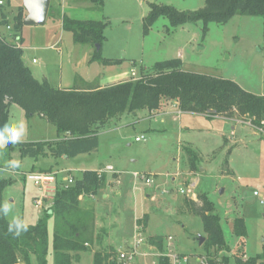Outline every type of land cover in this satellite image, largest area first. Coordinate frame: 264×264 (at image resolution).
I'll return each mask as SVG.
<instances>
[{
    "label": "rangeland",
    "instance_id": "rangeland-1",
    "mask_svg": "<svg viewBox=\"0 0 264 264\" xmlns=\"http://www.w3.org/2000/svg\"><path fill=\"white\" fill-rule=\"evenodd\" d=\"M59 2L51 0L44 26L23 25L19 34L23 38L25 66L37 81L46 79L54 89L58 85L76 86L81 83L79 76L91 81L92 86L97 82L111 83L129 78L132 70L137 80L156 63L179 59L185 71L230 80L248 93L264 95V32L260 17L237 15L224 24L210 23L205 31L200 22L173 27L167 17H160L145 33L143 20L151 4L193 12L203 8L205 0H104L99 20L107 24L104 41L101 45H78L56 20L61 12L57 7ZM17 6L22 7V0H9V5L0 11L8 9L16 16ZM9 25L12 28V21ZM6 32L11 34V31ZM59 38L62 40L57 46L59 50L50 49ZM7 41L13 43L12 38ZM97 47L102 60L117 63L104 66L92 62L95 52L99 51ZM174 117L129 125L135 123L136 118L125 113L121 116L120 125L124 124L121 130L99 132V146L93 154L77 160L56 161L57 166L53 167L72 171L75 179L80 178L83 167H88L83 163H91L89 167L97 170L110 167L118 176L115 181L111 174L104 173V187L96 196L84 201L94 216L93 238L102 229L95 230L98 224L108 234L106 242L115 249L132 244L140 237L143 240L138 248L141 254L132 264L156 261L152 256H142L147 254L150 237H161L165 251L170 249L189 258L203 255V245L199 246L197 241L199 237L206 238L203 223L186 208L185 201L206 195L220 219L228 248L218 251L214 262L237 264L236 257L247 261L261 256L264 253V206L253 192L258 189L264 194V136L254 135V130L245 122L231 123L218 117L193 114L181 115L179 120ZM18 123L25 127L18 143L57 140L50 123L38 116L26 119L18 107L11 106L4 127ZM136 136H144L145 141L136 143ZM223 137L227 139L226 145H223ZM191 153L197 158L194 163ZM11 162H18L19 167H12ZM32 163L31 159H21L17 149L10 151L6 146L0 149V178L11 182L3 191V205L11 208L5 214L9 222L18 217L31 226L42 215L33 204L38 192L32 183L19 174L10 173L11 170L5 171L11 166L18 169L16 172H28ZM38 164L52 166L53 159L39 158ZM133 174H137L138 179H134ZM142 177L152 183L146 185ZM144 215L147 216L146 229L137 233L135 222ZM236 219L244 222L243 238L233 234ZM48 235L51 249L47 264H54L52 219L48 223ZM92 261V252H88L73 264H92ZM31 264H36L35 259ZM257 264H264V257Z\"/></svg>",
    "mask_w": 264,
    "mask_h": 264
},
{
    "label": "trees",
    "instance_id": "trees-1",
    "mask_svg": "<svg viewBox=\"0 0 264 264\" xmlns=\"http://www.w3.org/2000/svg\"><path fill=\"white\" fill-rule=\"evenodd\" d=\"M91 2L97 10L104 5V0ZM17 12L12 19L13 43L0 36V130L8 122L11 106H16L26 119L38 116L50 123L57 135L55 141L8 144V150L17 149L21 159H74L95 152L99 146V132L106 129L113 119L125 113L157 112L163 104L172 101L177 103L181 112L246 121L264 136V95L248 93L230 80L185 71L179 59L156 63L151 70L142 72L137 80L105 88L87 86L85 90H60L52 88L46 80L37 81L24 64L23 50L15 45V42H20L23 7H19ZM237 15L260 17L264 32V0H205L204 7L193 12H179L171 7L151 4L143 20V28L146 33L160 17H167L173 27L200 22L205 31L208 24H224ZM5 25L8 22L3 18L0 26ZM61 27L72 35L74 44L101 45L107 24L77 21L64 16ZM91 61L104 66L117 63L102 60L100 50L95 52ZM190 156L194 163L197 158L192 153ZM37 171L51 173L53 169ZM104 181V175L99 177L96 171H83L72 185L58 187L52 206L42 212L36 224L28 225L26 232L16 236L13 234L17 231L15 223L6 220L2 207L3 191L11 182L0 179V264H31L32 257L36 264H47L48 223L51 219L53 263L72 264L78 260V255L87 252L94 241L91 233L93 213L81 209L80 199L96 196L104 187ZM185 206L202 220L206 234L204 254L214 259L218 251H227L220 219L206 195L198 196L196 201L186 200ZM146 225L145 215L136 221V226L142 231ZM233 234L239 238L245 236L242 219L234 221ZM148 244L159 252L164 251L161 237H150ZM115 256L113 249L97 251L93 254V264H116ZM263 257L264 253L245 262L236 257V262L257 264ZM214 261L210 264H220ZM159 264L163 263L159 261ZM164 264H167L166 260Z\"/></svg>",
    "mask_w": 264,
    "mask_h": 264
},
{
    "label": "crops",
    "instance_id": "crops-1",
    "mask_svg": "<svg viewBox=\"0 0 264 264\" xmlns=\"http://www.w3.org/2000/svg\"><path fill=\"white\" fill-rule=\"evenodd\" d=\"M60 2H59V4H57V7H59V9H60V14L62 13V16H60V14H59V16L58 17H56V20H58L57 22L60 24V27H61V19H62V17H67V18H69V19H72V20H77V21H99L101 18H100V14L102 13V9L101 10H97V9H95L94 8V6H93V4H92V2H91V0H59ZM9 2V1H8ZM50 3H51V0H50ZM9 5V3L6 5V6H8ZM5 6V7H6ZM104 6V5H103ZM20 6H17V10H18V8H19ZM49 9H50V6H49ZM8 9H5V12H3L2 11V9H1V11H0V22L2 21V19L4 18L7 22H8V25L11 23V21H12V19L15 17L14 15H13V13L11 12H9V11H7ZM48 12H49V10H48ZM26 14V13H25ZM97 14V15H96ZM15 15H17V14H15ZM47 18H48V15H47ZM47 20V19H46ZM52 20H54V19H52ZM54 23V22H53ZM46 24V23H45ZM8 25H5V26H0V36L1 37H5L6 38V40H7V38H12L11 37V34H7L8 32H6L7 30H6V26H8ZM10 26V25H9ZM62 28V27H61ZM19 37H20V42H18V46L23 50V47H22V40H23V38H22V34H21V36L19 35ZM72 37V36H71ZM60 43H62V40L59 38V39H57L53 44H52V46H50L49 48L50 49H58V45L60 44ZM20 44V45H19ZM59 50V49H58ZM25 55V54H24ZM25 57H26V55H25ZM35 62V60L33 59L32 60V62ZM103 69H106L105 67H103ZM133 71V70H132ZM131 71V72H132ZM78 76V75H77ZM79 81H81V83H79V84H76V86H74V87H60V85H58L55 89H60V90H69V89H72V88H75V89H79V90H85V89H87L88 87L87 86H92V85H89V82H91V81H87L86 79H84V78H82V77H80L79 76ZM44 80H46V79H44ZM131 80V75H130V77L129 78H125V79H123V80H117V81H111V83H96L95 85H93L92 87L93 88H105V87H109V86H113V85H117V84H120V83H123V82H127V81H130ZM47 81V80H46ZM48 82V81H47ZM142 113L140 114V112H138V113H136V114H131V115H133V116H135V118H136V121H135V123L134 122H132V123H129V125H134V124H137V123H139V122H144V123H147V122H156L157 121V119H160V118H162V117H164V116H175L173 119L174 120H176V119H180L181 117V115H185V114H193V113H185V112H181L180 111V109L178 108V105H177V103L176 102H167V103H165V104H163V106H162V108L159 110V111H157V112H151V113H149V112H147V111H141ZM21 113H22V115L24 116V114H23V112L21 111ZM128 114V113H127ZM138 114H139V116H140V118H139V116H138ZM193 115H200V116H203V117H207V118H212V117H218V116H213V115H203V114H193ZM218 118H220V119H223V120H226V121H228V122H231V123H235V122H245V123H247L246 121H242V120H239V119H237V118H232V119H226V118H223V117H218ZM117 121L116 123H112V121ZM110 123H109V126L106 128L107 130H106V132H108V131H119V130H121L122 129V127L124 126V124L123 125H120V123H121V116L119 117V118H117V119H113ZM161 123H164L162 120L160 121ZM122 124V123H121ZM237 124H240V123H237ZM243 124V123H242ZM244 125V124H243ZM247 126H249V127H251L250 125H249V123H247L246 124ZM253 130H254V135H257V134H259V132L258 131H256L253 127H251ZM263 136V135H262ZM137 137H140V136H136L135 138H137ZM135 138H134V141H135ZM28 142H32V141H28ZM21 143H27V142H21ZM136 143H139V142H136ZM227 144V139L225 138V137H223V145H226ZM94 152H92V153H89L90 155L91 154H93ZM86 155H88V154H85V155H80V156H78V157H76V158H74V159H72V160H77V159H80V158H82V157H85ZM53 159V165L51 166V165H49V166H42V167H40V165L38 164V160L37 161H33V163L30 165V170H35V171H37V170H39V169H42V168H52L53 169V171H62V170H67V169H63V168H56V167H53L54 165H56L57 166V163H56V161H58V162H61L60 160H65L66 158H62V159H54V158H52ZM67 160V159H66ZM68 160H70V159H68ZM82 161H84V160H82ZM83 164H85V165H87L88 167H83L82 169H81V171L83 172V171H96V172H99V171H104L105 169H103V170H97V169H92V168H90L89 166V164H91V163H83ZM56 168V169H55ZM8 170H11L10 171V173H12V174H14L13 173V171H18V169H16V168H11V166H8V169L7 170H5L6 172H8ZM68 171V170H67ZM23 172V171H22ZM25 172V171H24ZM29 172V171H28ZM108 174H111L112 175V177L114 178V180L116 181V180H118L117 179V174H115L114 173V171H113V173H108ZM14 175H18V174H14ZM1 179V178H0ZM6 180V179H5ZM37 196V195H36ZM35 196V197H36ZM34 197V198H35ZM105 197H107V196H105ZM87 198H93L92 196L91 197H82L81 199H80V207H81V209H84V210H87V208H88V206L84 203V201H85V199H87ZM196 197L195 196H193V198H191L190 200H192V201H196ZM2 200H3V194H2ZM87 206V207H86ZM93 220H94V216H93ZM139 220V219H138ZM137 221V220H136ZM135 225H136V222H135ZM102 228L101 230H100V234L98 233L97 235H96V237H95V241H93L94 242V244L93 245H90V246H88V251L87 252H85V253H80L79 255H78V260H76V261H74V262H78V261H80L81 260V258H82V255H84V254H86V253H88V252H92V259H93V254L95 253V252H97V251H101V250H109V249H113V250H115L116 251V253L117 252H119V251H124V250H127V249H129L130 247H131V245L133 244H129V245H127V244H125V246L124 247H120V248H117V249H115L114 248V246L112 245V244H109V243H107L106 242V240H105V238H106V236L108 235L107 234V232L103 229V227L100 225V224H98V227H95V230H97L98 228ZM145 231V230H144ZM48 238H49V250H48V253H49V251H50V237H49V235H48ZM169 245H171V243L169 244ZM147 246H148V249H147V252L149 253L150 252V254L152 255H154L155 254V252H159L156 248H154V247H152V246H150L149 244H148V240H147ZM165 251V250H164ZM177 254V253H176ZM53 255V254H52ZM179 255V254H178ZM203 255H205V254H203ZM182 256V255H181ZM200 256V255H199ZM155 260H156V258H154ZM242 260V262H245V259H241ZM33 261H34V258L32 257L31 258V262L33 263ZM20 264H23V263H20ZM73 264V263H72ZM92 264H93V261H92Z\"/></svg>",
    "mask_w": 264,
    "mask_h": 264
},
{
    "label": "built area",
    "instance_id": "built-area-1",
    "mask_svg": "<svg viewBox=\"0 0 264 264\" xmlns=\"http://www.w3.org/2000/svg\"><path fill=\"white\" fill-rule=\"evenodd\" d=\"M8 0H0V8H3L7 5ZM7 31H11V27L6 26ZM18 42H15V45ZM18 46V45H17ZM34 62V61H33ZM131 77H135V72H131ZM145 141L144 136L135 138V142ZM14 174H19L25 181H29L36 188L38 194L33 200V204L36 208L42 212L48 210L53 203V198L58 187H67L72 185L75 182V178L72 175V171L62 170V171H53L51 173H42L38 171H29V172H16ZM104 173H113L112 168L108 167L104 171H99L98 176L100 177ZM134 179H138L137 174H133ZM146 185H150L152 181L149 178H143ZM181 194H184V191H180ZM253 196L257 198L259 204L264 206V194L260 190H254ZM141 228L136 226V232L138 233ZM138 237L131 247L124 251H119L116 253L115 262L116 264H132L133 259L136 256H140L138 251L139 246L142 244L143 240ZM168 241H171V238H168ZM170 246V245H169ZM142 256L148 257L152 256L156 258L152 264H159L161 261L163 264L165 260L167 264H210L211 261H214L212 257L206 255H200L197 257L189 258L187 256H181L170 251V249L163 252H155L151 255L150 252L143 254Z\"/></svg>",
    "mask_w": 264,
    "mask_h": 264
},
{
    "label": "clouds",
    "instance_id": "clouds-1",
    "mask_svg": "<svg viewBox=\"0 0 264 264\" xmlns=\"http://www.w3.org/2000/svg\"><path fill=\"white\" fill-rule=\"evenodd\" d=\"M25 127L23 123H18L12 126H6L2 130H0V149L4 148L8 144H16L20 142L22 136L24 135ZM12 167H19L18 162H11ZM3 211L5 214H8L11 211L9 205L4 204ZM15 227L17 231L13 233L16 236L21 235L22 232H26L28 230V225L19 220L18 217L14 218ZM12 231V225L9 226V232Z\"/></svg>",
    "mask_w": 264,
    "mask_h": 264
},
{
    "label": "water",
    "instance_id": "water-1",
    "mask_svg": "<svg viewBox=\"0 0 264 264\" xmlns=\"http://www.w3.org/2000/svg\"><path fill=\"white\" fill-rule=\"evenodd\" d=\"M50 0H22V7L26 13L23 25L26 27L44 26L46 23ZM99 50V47H97ZM22 58H25L23 54ZM198 245L202 246L205 239L199 237Z\"/></svg>",
    "mask_w": 264,
    "mask_h": 264
}]
</instances>
